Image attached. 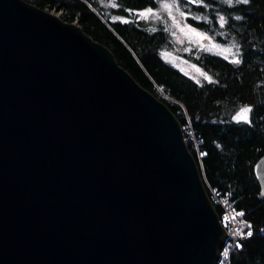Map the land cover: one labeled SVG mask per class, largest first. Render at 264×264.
I'll return each mask as SVG.
<instances>
[{
    "label": "water",
    "instance_id": "1",
    "mask_svg": "<svg viewBox=\"0 0 264 264\" xmlns=\"http://www.w3.org/2000/svg\"><path fill=\"white\" fill-rule=\"evenodd\" d=\"M194 158L109 48L0 0V264H219L229 233Z\"/></svg>",
    "mask_w": 264,
    "mask_h": 264
},
{
    "label": "trees",
    "instance_id": "2",
    "mask_svg": "<svg viewBox=\"0 0 264 264\" xmlns=\"http://www.w3.org/2000/svg\"><path fill=\"white\" fill-rule=\"evenodd\" d=\"M26 1L61 12L64 21L78 22L112 51L138 84L164 102L182 126L192 125L200 144L196 149L188 141V146L207 191L218 189L231 196L244 213L243 233L252 232L232 254V264H264V196L255 169L264 155V0L187 4L203 16L188 17L192 25L238 52L236 59L198 48L185 53L206 73L199 81L161 57L169 41L167 31H151L137 17V12L156 9L159 0H114L115 6L110 0ZM219 14L225 18L223 26ZM245 108L250 111L241 115ZM216 210L221 215V209Z\"/></svg>",
    "mask_w": 264,
    "mask_h": 264
},
{
    "label": "rangeland",
    "instance_id": "3",
    "mask_svg": "<svg viewBox=\"0 0 264 264\" xmlns=\"http://www.w3.org/2000/svg\"><path fill=\"white\" fill-rule=\"evenodd\" d=\"M191 3L203 4L200 0H159L156 9L137 12V17L143 20V22L149 26L147 29L151 31L158 30L162 27L167 31L169 41L161 51V57L172 66L199 81L203 80L207 75L203 70L198 69L194 63L189 61L185 57V53H190L193 49L198 48L201 51L223 54L232 59H236L238 58V52L232 45L220 44L210 33L199 30L189 22L188 17H197V19L203 17L199 14H195L193 10L188 7L187 4L190 5ZM110 4L116 5L114 0H110ZM56 13L61 15V12ZM221 17L223 16L219 14V24L223 26L225 24V18L223 17L224 23L221 24ZM114 18L116 19V17ZM204 18L209 21L208 16H204ZM76 23L78 24V22ZM190 140L191 139L188 138L186 139L187 144ZM192 141L196 142L195 140ZM194 145L193 143V146ZM242 228L244 231L245 224H242Z\"/></svg>",
    "mask_w": 264,
    "mask_h": 264
},
{
    "label": "built area",
    "instance_id": "4",
    "mask_svg": "<svg viewBox=\"0 0 264 264\" xmlns=\"http://www.w3.org/2000/svg\"><path fill=\"white\" fill-rule=\"evenodd\" d=\"M185 139L195 140L193 142L195 147L199 148V140L193 133L192 125L189 123L183 126ZM210 200L221 209V221L226 231L229 233V237L225 241L224 247L221 250L219 264H232V254L236 249L242 246L246 238L250 237L244 234L242 224L245 222L244 213L236 209L235 203L231 201V196L222 194L218 189L211 188L208 192ZM243 213V215H238ZM239 245V246H237ZM227 253V255H225Z\"/></svg>",
    "mask_w": 264,
    "mask_h": 264
},
{
    "label": "snow or ice",
    "instance_id": "5",
    "mask_svg": "<svg viewBox=\"0 0 264 264\" xmlns=\"http://www.w3.org/2000/svg\"><path fill=\"white\" fill-rule=\"evenodd\" d=\"M229 2H231V0H229ZM239 2H242V3H248L249 0H239ZM149 11H150V10H149ZM220 22H221V24L224 23V18H223V17L220 18ZM235 62H236V63H239V61H235ZM248 111H250V109H247V108L243 109L241 115H243V113H246V112H248ZM238 215H243V213H239ZM250 227H251V226L249 225V228H250ZM247 235H248V236H251V235H252V232L249 231V232L247 233ZM237 246H239V245H237ZM225 255H227V253H225Z\"/></svg>",
    "mask_w": 264,
    "mask_h": 264
},
{
    "label": "bare ground",
    "instance_id": "6",
    "mask_svg": "<svg viewBox=\"0 0 264 264\" xmlns=\"http://www.w3.org/2000/svg\"><path fill=\"white\" fill-rule=\"evenodd\" d=\"M210 201H211V200H210ZM211 202H212V201H211ZM212 204H213V206H214L215 209H216V208H217L216 205H215L213 202H212ZM221 218H222V217H220V219H221ZM221 223H222V222H221ZM222 225H223V224H222ZM223 227H224V226H223ZM224 229H225V228H224ZM225 230H226V229H225ZM226 240H227V239H226ZM226 240H225V241H226Z\"/></svg>",
    "mask_w": 264,
    "mask_h": 264
}]
</instances>
